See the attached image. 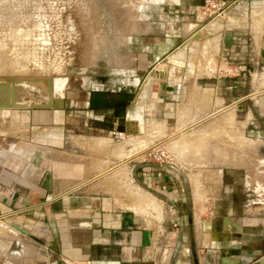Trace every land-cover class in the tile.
Returning <instances> with one entry per match:
<instances>
[{
    "label": "rangeland",
    "instance_id": "1",
    "mask_svg": "<svg viewBox=\"0 0 264 264\" xmlns=\"http://www.w3.org/2000/svg\"><path fill=\"white\" fill-rule=\"evenodd\" d=\"M263 22L264 0H0V101L8 98L6 81L16 83L15 102L28 104L0 108V115L23 111L44 120L52 107L35 104L49 92L59 104L85 89H131L136 130L91 132L118 147L104 176L117 180L130 202L141 200L134 210L152 223L166 210L146 181L134 179L133 168L142 180L160 164L153 156L142 160L158 148L168 158L162 169L183 183L189 211L202 220L210 213L264 223V53L257 45ZM74 114L80 116L63 118L65 125L51 123L61 128L50 138L58 150L85 143L93 123ZM12 140L0 135V149ZM44 222L0 212V264H48Z\"/></svg>",
    "mask_w": 264,
    "mask_h": 264
},
{
    "label": "crops",
    "instance_id": "2",
    "mask_svg": "<svg viewBox=\"0 0 264 264\" xmlns=\"http://www.w3.org/2000/svg\"><path fill=\"white\" fill-rule=\"evenodd\" d=\"M257 45L263 54L264 22ZM163 54L157 52L150 65ZM133 98L126 87L85 89L82 97L67 96L62 107L47 109L44 120L41 114L29 117L23 111H14L11 117L0 115V135L15 138L0 149V212L46 220L48 264H264V223L236 221L241 227L238 233L223 216L204 213L202 220L186 207L182 181L162 166L150 165L153 171L142 180L139 168H133L134 179L146 181L166 209L154 223L134 210L140 209L141 200L130 202L129 194L125 198L117 187L118 181L104 176L114 158H119L118 147L91 131H123L126 121L133 119L129 117ZM75 112L85 114L94 125L77 149L58 150L50 138L61 128L51 123L65 125L63 118L80 116ZM42 121L51 127H40ZM97 145L102 147L100 155ZM97 166L103 170L93 169ZM124 166L130 167L128 162ZM134 179L127 178L128 184ZM132 186L128 189L134 193Z\"/></svg>",
    "mask_w": 264,
    "mask_h": 264
},
{
    "label": "water",
    "instance_id": "3",
    "mask_svg": "<svg viewBox=\"0 0 264 264\" xmlns=\"http://www.w3.org/2000/svg\"><path fill=\"white\" fill-rule=\"evenodd\" d=\"M193 36L195 38H198L200 35L198 34H193ZM16 83H12V87H10L9 83L5 81L4 83V87H5V91H6V94H7V100L4 101V102H1L0 101V108H9V107H12V108H21V107H25V106H28V104L24 105L25 103L21 104V103H17V101L15 102V94H16ZM49 94V99L47 101H45V103H38V104H35V105H39V106H43V107H47V108H57V107H62L63 104H64V100L60 97V103L57 104L56 101H58V99L55 97V98H52V94L51 92L48 93ZM33 104H30V107L32 106H35ZM136 126H137V123L136 121H131V120H127L126 121V124H125V131L128 132V131H131V132H134L136 130ZM225 221L228 222L229 224H231L235 230L239 233L241 232V227L239 226L238 223H236L235 221H232L231 219H228L227 217H225ZM15 227L17 229H19L20 231H22L23 233H27L26 230L22 229L21 227L15 225Z\"/></svg>",
    "mask_w": 264,
    "mask_h": 264
},
{
    "label": "built area",
    "instance_id": "4",
    "mask_svg": "<svg viewBox=\"0 0 264 264\" xmlns=\"http://www.w3.org/2000/svg\"><path fill=\"white\" fill-rule=\"evenodd\" d=\"M153 150H159L158 148L152 149V152L147 153L145 157L142 159L143 161L149 160L150 156H153L155 159L159 160V165H165L162 162H167L168 158L164 155V152H161L160 155H158V151H153Z\"/></svg>",
    "mask_w": 264,
    "mask_h": 264
},
{
    "label": "bare ground",
    "instance_id": "5",
    "mask_svg": "<svg viewBox=\"0 0 264 264\" xmlns=\"http://www.w3.org/2000/svg\"><path fill=\"white\" fill-rule=\"evenodd\" d=\"M213 49H215V48H213ZM216 52V50H212V53H215ZM180 56V55H179ZM197 64V63H196ZM206 93V92H205ZM203 105V104H202ZM139 123V122H138ZM3 247V246H2Z\"/></svg>",
    "mask_w": 264,
    "mask_h": 264
}]
</instances>
